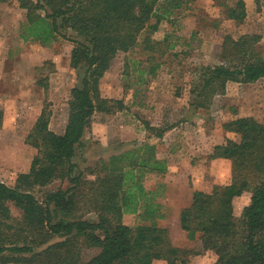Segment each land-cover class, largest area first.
Here are the masks:
<instances>
[{"label": "trees", "instance_id": "obj_1", "mask_svg": "<svg viewBox=\"0 0 264 264\" xmlns=\"http://www.w3.org/2000/svg\"><path fill=\"white\" fill-rule=\"evenodd\" d=\"M8 1L0 0V4ZM18 2L27 20L21 39L43 46L61 38L70 40L74 44L70 62L79 83L70 93L64 132L51 130L52 111L44 103L26 138V144L37 151L29 172L19 174L13 187L0 181V264H190L191 257L207 251L217 256L215 264H264V118H238L224 126L237 139L216 145L208 159L231 162L230 183L216 185L210 193L195 191L191 205L180 213L181 229L190 240L200 241V249L175 246L167 228H132L124 223L125 215L139 213L148 219L163 218L157 192L144 186L148 175L164 176L168 171L167 161L157 157V145L144 142L86 171L74 162L97 113L127 110L122 99L101 94V80L112 61L119 53L134 50L141 37L146 50L157 48L159 42L151 36L163 21H173L182 0ZM246 16L243 0L228 7V19L240 23ZM260 40L256 34L237 40L226 36L220 54L223 64L196 70L193 106L209 108L216 96L226 94L229 82L264 80V58L257 49ZM173 57L168 67L180 63L177 53ZM38 85L48 90L47 84ZM3 122L0 110V127ZM144 125L157 139L172 129ZM59 180L67 181L69 187L46 193L43 201L35 196L37 189ZM245 194H250V203L238 214L236 201ZM12 207L21 212V218L13 215ZM56 238L63 240L53 242ZM82 246L100 252L83 262Z\"/></svg>", "mask_w": 264, "mask_h": 264}, {"label": "rangeland", "instance_id": "obj_2", "mask_svg": "<svg viewBox=\"0 0 264 264\" xmlns=\"http://www.w3.org/2000/svg\"><path fill=\"white\" fill-rule=\"evenodd\" d=\"M238 1L182 0L183 6L176 11L173 21H163L159 31L151 36L152 40L159 42L157 48L155 45V49L146 50L142 42L144 37H141L134 50L118 54L102 78L100 90L105 98L122 99L127 110L111 115L97 113L94 116L84 137V146L77 151L74 160L81 170L86 171L102 159H109L144 142L155 144L158 141L155 132L145 129L144 123L149 122L155 128L172 127L167 134L172 130L173 134L178 130L188 133V136L191 134L193 139L188 142L194 151L187 143L188 150L181 149L195 166H203L198 170L199 189H194L191 177L185 191L176 185L172 187L169 192L171 200L177 197L193 199L195 191L210 193L214 186L230 183L231 162L213 163L214 160L208 159V150L212 146L210 140L207 145L201 140L203 136L210 137L219 130L228 135L226 139L236 140L237 136L224 127L227 123L246 117L262 120L264 80L253 84L229 82L226 94L216 96L207 109L193 106L195 95L192 89L197 69L223 64L220 54L226 36L237 40L243 35H259L261 40L257 49L264 58V0H243L247 16L240 23L227 17L228 7ZM25 22L26 10L20 7L18 0L0 4V73L4 74L0 80V110L7 117L5 126L0 129V181L12 187L19 174L29 172L37 153L26 144V138L44 103L49 104V110L52 111L51 130L64 132L70 93L79 83L77 71L70 62L74 44L62 38L51 46L31 40L25 42L20 37ZM68 35L76 38L72 33ZM175 53L180 63L168 67V62L175 60ZM152 68L156 69L153 73ZM39 82L47 84L48 90L40 87ZM176 140L173 144H182L179 143L180 138ZM163 155H167V150ZM175 177L180 181L179 174ZM164 178L148 175L144 180L148 191L157 192L156 203L161 207L163 218L148 219L139 213L125 215L124 223L132 228L140 225L167 228L175 246L200 249V241L190 240L181 229L176 214H169V208L161 203L168 193ZM68 187L67 181L59 180L46 188L37 189L35 196L43 201L46 193ZM249 203L250 194L236 201L237 213L242 212ZM12 212L16 218H21V212L15 207H12ZM61 240L56 238L53 242ZM99 252V248L82 246V261H89ZM216 261L217 256L210 251L190 258V264H215ZM154 264L167 262L155 261Z\"/></svg>", "mask_w": 264, "mask_h": 264}, {"label": "crops", "instance_id": "obj_3", "mask_svg": "<svg viewBox=\"0 0 264 264\" xmlns=\"http://www.w3.org/2000/svg\"><path fill=\"white\" fill-rule=\"evenodd\" d=\"M4 74L3 72L0 73V80H2ZM5 78V77H4ZM39 116V115H38ZM37 120V119H36ZM7 121V117L4 115V122L3 125L5 126ZM2 125V126H3ZM1 129V127H0ZM176 130V129H174ZM58 133V132H56ZM63 130L61 131V133L58 134H62ZM226 137H228V135L224 132H222L221 130L216 131L214 135H211L210 137L208 136H203L201 143H204V145H207V141L210 140V143L212 144V146L209 148V154H211L213 152V147L216 145H221L225 142ZM180 141L179 143H182L181 145L176 146V144H173L174 141H177L176 139H179ZM193 139L192 135L190 134V136H188V133L186 132H180L178 130V132H176L175 134H173V130L170 131L168 134L166 133L163 137V139H158L162 140V142H158L156 141L155 145H157V157L160 160H166L168 163V171L167 173L164 175V181L167 183V190L168 193L166 195V198L162 199V202L165 207L169 208V214H172L175 216L176 214V218L178 219L179 223H180V213L184 208H187L191 205L192 203V198H188V200L184 199L183 197H177L176 200H171L170 196H169V192L172 189V187L174 185H176L177 187H181L180 189H182L183 191H185L187 188V186L189 185L188 182L192 177V182L194 184V189L197 190L198 188V178L200 173H198V170L200 168H203V166H195L193 163V160H189V158L185 157V155L183 154V151L181 148H183V150H188V148L186 147V143L190 146L191 151H194L192 144L188 142V140ZM197 145L199 146V144L197 143ZM196 146V148L198 147ZM167 150V155L164 157L163 152ZM228 162L227 160L224 159H216L213 161V163L215 164H219V163H225ZM177 174L180 175V181L175 177ZM175 175V176H174ZM150 176H157V175H150ZM174 176V177H172ZM186 178V180H185ZM196 179V180H195ZM175 180V181H173ZM185 180V181H184ZM196 183V184H195ZM198 191H203V190H198ZM243 197V196H242ZM241 197V199H242Z\"/></svg>", "mask_w": 264, "mask_h": 264}]
</instances>
